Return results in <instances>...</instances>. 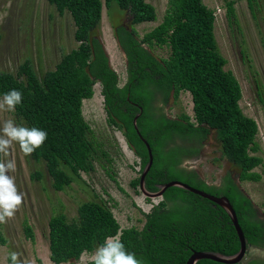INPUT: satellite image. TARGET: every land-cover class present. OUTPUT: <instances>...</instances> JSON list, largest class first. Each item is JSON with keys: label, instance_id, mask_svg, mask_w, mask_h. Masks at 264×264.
<instances>
[{"label": "trees", "instance_id": "obj_1", "mask_svg": "<svg viewBox=\"0 0 264 264\" xmlns=\"http://www.w3.org/2000/svg\"><path fill=\"white\" fill-rule=\"evenodd\" d=\"M59 15L68 12L74 25L75 48L62 53L53 68L38 75L31 60L18 64L15 72L0 71V94L10 89L22 93L13 114L17 125L37 127L47 139L32 154L43 162L54 190H64L80 172L93 169V160L105 154L92 138L82 114V100L93 96L99 83L106 121L121 131L127 146L139 159L140 170L147 161L145 145L137 136L132 119L148 142L153 156L145 175V188L179 180L209 194L224 195L230 201L245 237L247 250H264V213L227 172L221 182L209 184L192 168H181L182 160L198 158L211 132L219 142L221 157L238 169L239 181H258L253 169L262 164L256 154L259 145L256 121L239 105L241 87L219 51L215 34V14L203 0H167L162 20L141 38L134 27L156 19V11L146 0H104L115 2L130 14L131 26L118 25L115 37L126 58L127 80L119 85L118 74L95 31L102 11L101 0H47ZM256 0H247L253 10ZM226 17L238 27L234 0H225ZM166 45L169 55L157 58L153 46ZM182 91L191 95L192 114L169 116L165 107ZM263 95V90L260 89ZM136 104V105H135ZM141 108V111L139 110ZM1 159V156H0ZM35 172L32 177L40 178ZM139 176L132 181L138 187ZM139 192V191H138ZM147 200L150 198L146 197ZM49 259L55 264H77L83 253L96 250L106 237H118L125 249L142 264H186L194 251L234 254L239 249L236 231L218 205L190 191L168 187L156 204L144 213L140 228H120L103 200H86L76 208V216L63 212L48 219ZM27 238L33 239L29 226ZM0 242H5L0 236ZM248 252V251H247ZM234 264H264V257L246 256ZM78 264H91V259ZM195 264H224L199 259Z\"/></svg>", "mask_w": 264, "mask_h": 264}, {"label": "rangeland", "instance_id": "obj_2", "mask_svg": "<svg viewBox=\"0 0 264 264\" xmlns=\"http://www.w3.org/2000/svg\"><path fill=\"white\" fill-rule=\"evenodd\" d=\"M102 1L101 19L95 31L108 55L111 67L118 74L119 85L126 79V60L118 46L115 29L118 25L131 26L130 14L115 2L108 6ZM156 11L154 21L134 24L138 37L151 30L165 13L167 0H146ZM214 10V34L221 54L227 60L224 68L230 70L241 87L239 105L242 112L252 117L258 126L256 142L262 164L253 171L261 174L258 181H239L238 169L221 157L219 142L211 132L204 142L201 155L188 161V167L196 170L209 184H219L225 173H231L239 187L252 199L261 214L264 213V0H256L253 10L247 0H234L238 27L226 17L225 0H203ZM73 21L66 11L59 15L47 0H0V71L15 72L19 63L30 59L38 73L53 68L62 53L77 46L73 38ZM157 58H166V45L149 49ZM263 90V95L260 94ZM169 116L179 112L192 114L191 95L180 92L165 107ZM82 114L88 122L92 138L98 143L101 154L93 160V169L80 172L79 178L64 190H54L51 178L43 162H36L24 155L18 145L10 149L7 158L15 161V170L7 174L14 178L22 202L12 217L0 222V264H12L11 254H17L16 264H55L49 259L48 219L63 212L69 218L76 216L77 206L86 200H103L110 207L120 228H140L147 213L159 198L146 197L132 181L139 176L140 162L127 146L120 130L106 121L99 83L93 85V96L82 100ZM16 119L13 112L0 110V125ZM39 172L40 178L32 177ZM139 191V192H138ZM31 228L33 239L26 237L24 227ZM117 237V236H116ZM95 250L83 253L74 262L92 259ZM251 256L249 251L246 256ZM59 264H68L59 263Z\"/></svg>", "mask_w": 264, "mask_h": 264}, {"label": "clouds", "instance_id": "obj_3", "mask_svg": "<svg viewBox=\"0 0 264 264\" xmlns=\"http://www.w3.org/2000/svg\"><path fill=\"white\" fill-rule=\"evenodd\" d=\"M22 101V93L18 89H10L0 94V110L13 112ZM47 139V132L37 127L17 125L9 119L0 125V156L7 158L10 149L19 146L24 155L32 154ZM15 161L0 159V222L12 217L22 202L18 194L14 178L7 173L15 170ZM249 254L264 257V250L250 247ZM12 264L17 262V254H11ZM91 264H142L134 253L125 249L118 237H106L104 243L96 248Z\"/></svg>", "mask_w": 264, "mask_h": 264}, {"label": "water", "instance_id": "obj_4", "mask_svg": "<svg viewBox=\"0 0 264 264\" xmlns=\"http://www.w3.org/2000/svg\"><path fill=\"white\" fill-rule=\"evenodd\" d=\"M139 110L141 111L140 107H139ZM138 116H139V113L135 114L133 119H132L133 128H134L137 136L139 137V139L145 145V148L147 150V161L139 173V180H138L139 191L145 197L159 198L162 196V194L166 188L174 186V187H178V188L190 191V192L197 194L203 198H206V199L210 200L211 202H213L214 204L220 206L226 212V214L228 215V217H229V219H230V221H231V223H232V225L236 231V234H237V237L239 240V249L234 254H223V253H220L217 251H194L188 257L186 264H195L196 261H198L199 259H210V260L220 262V263H224V264H234V263H238V262L242 261L246 252L248 251L247 246H246V241H245V237H244V234L242 232V229L240 228V226L238 224L236 213H235L230 201L228 200V198L226 196H224V195L216 196V195L209 194L203 190L192 187V186L188 185L187 183H184V182L179 181V180H171V181H168L165 183L158 184L157 185L158 189L156 191H149L145 188V180L144 179H145V175L147 174L148 170L150 169V167L152 165L153 156H152V151H151V148H150L148 142L146 141L145 138L142 137V135L140 134V132L137 128L136 120H137Z\"/></svg>", "mask_w": 264, "mask_h": 264}, {"label": "flooded vegetation", "instance_id": "obj_5", "mask_svg": "<svg viewBox=\"0 0 264 264\" xmlns=\"http://www.w3.org/2000/svg\"><path fill=\"white\" fill-rule=\"evenodd\" d=\"M123 53H124V52H123ZM124 55H125V54H124ZM125 60H126V58H125ZM126 80H127V75H126L125 82H126ZM125 82H124L122 85H124ZM200 155H201V152H200ZM194 159H197V158H195V157H189L188 159L182 160L179 166H180L181 168H190V167H188L187 163H188V161H190V160H194ZM225 174H226V173H225ZM223 176H224V175H223ZM223 176H221V178L219 179V183L221 182Z\"/></svg>", "mask_w": 264, "mask_h": 264}]
</instances>
